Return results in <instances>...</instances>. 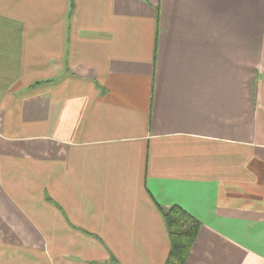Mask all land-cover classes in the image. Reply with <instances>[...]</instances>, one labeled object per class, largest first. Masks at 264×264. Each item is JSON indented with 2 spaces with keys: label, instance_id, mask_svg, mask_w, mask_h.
<instances>
[{
  "label": "crops",
  "instance_id": "1",
  "mask_svg": "<svg viewBox=\"0 0 264 264\" xmlns=\"http://www.w3.org/2000/svg\"><path fill=\"white\" fill-rule=\"evenodd\" d=\"M264 264V0H0V264Z\"/></svg>",
  "mask_w": 264,
  "mask_h": 264
},
{
  "label": "trees",
  "instance_id": "2",
  "mask_svg": "<svg viewBox=\"0 0 264 264\" xmlns=\"http://www.w3.org/2000/svg\"><path fill=\"white\" fill-rule=\"evenodd\" d=\"M169 236L163 264H185L200 229V221L177 205L159 207Z\"/></svg>",
  "mask_w": 264,
  "mask_h": 264
}]
</instances>
